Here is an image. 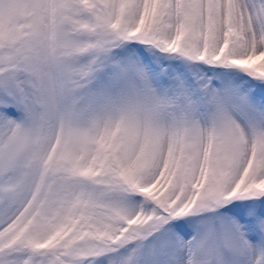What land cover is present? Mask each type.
Listing matches in <instances>:
<instances>
[{"label":"snow or ice","instance_id":"1","mask_svg":"<svg viewBox=\"0 0 264 264\" xmlns=\"http://www.w3.org/2000/svg\"><path fill=\"white\" fill-rule=\"evenodd\" d=\"M0 264H264V0H0Z\"/></svg>","mask_w":264,"mask_h":264}]
</instances>
